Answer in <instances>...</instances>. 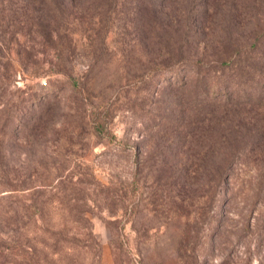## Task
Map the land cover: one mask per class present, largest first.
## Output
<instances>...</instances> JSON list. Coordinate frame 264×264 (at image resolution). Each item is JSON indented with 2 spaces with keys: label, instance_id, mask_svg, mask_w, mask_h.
Listing matches in <instances>:
<instances>
[{
  "label": "rangeland",
  "instance_id": "rangeland-1",
  "mask_svg": "<svg viewBox=\"0 0 264 264\" xmlns=\"http://www.w3.org/2000/svg\"><path fill=\"white\" fill-rule=\"evenodd\" d=\"M262 25L264 0H0V264L28 239L32 264H264V166L218 185L219 136L186 131L197 62Z\"/></svg>",
  "mask_w": 264,
  "mask_h": 264
},
{
  "label": "trees",
  "instance_id": "trees-1",
  "mask_svg": "<svg viewBox=\"0 0 264 264\" xmlns=\"http://www.w3.org/2000/svg\"><path fill=\"white\" fill-rule=\"evenodd\" d=\"M40 1L41 4H62V0ZM161 3L162 0H103V4ZM247 51L245 55L228 56L210 63L198 61V69H192L195 75H200V80L196 89H189L187 93L191 97L187 101L186 110L189 109L191 115L186 131L197 130L219 136L225 148L222 154L226 168L217 179L218 185H221L230 166L248 162L264 166V108L260 105L264 101V25L255 31ZM254 52H258L256 56L252 55ZM189 61L194 62L182 58L176 63L185 68ZM161 69L167 72L171 69L173 72L170 74L174 76L175 67L158 68L159 71ZM174 80L182 84L181 87L187 85V81L182 80L180 75ZM94 127L100 129L97 123ZM231 128L236 136L224 141L223 132ZM12 248L18 252V246ZM22 249L26 256L21 255L23 259L17 260L18 264L37 261L34 259L35 247L30 239L26 240Z\"/></svg>",
  "mask_w": 264,
  "mask_h": 264
}]
</instances>
